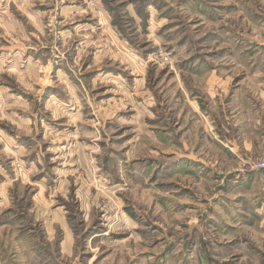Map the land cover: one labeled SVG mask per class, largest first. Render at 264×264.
Wrapping results in <instances>:
<instances>
[{
  "label": "rangeland",
  "instance_id": "rangeland-1",
  "mask_svg": "<svg viewBox=\"0 0 264 264\" xmlns=\"http://www.w3.org/2000/svg\"><path fill=\"white\" fill-rule=\"evenodd\" d=\"M260 163L264 0H0V264H264Z\"/></svg>",
  "mask_w": 264,
  "mask_h": 264
},
{
  "label": "built area",
  "instance_id": "built-area-1",
  "mask_svg": "<svg viewBox=\"0 0 264 264\" xmlns=\"http://www.w3.org/2000/svg\"><path fill=\"white\" fill-rule=\"evenodd\" d=\"M262 167H264V163H260V164L256 165V168H262Z\"/></svg>",
  "mask_w": 264,
  "mask_h": 264
},
{
  "label": "crops",
  "instance_id": "crops-1",
  "mask_svg": "<svg viewBox=\"0 0 264 264\" xmlns=\"http://www.w3.org/2000/svg\"><path fill=\"white\" fill-rule=\"evenodd\" d=\"M231 149V148H230Z\"/></svg>",
  "mask_w": 264,
  "mask_h": 264
}]
</instances>
